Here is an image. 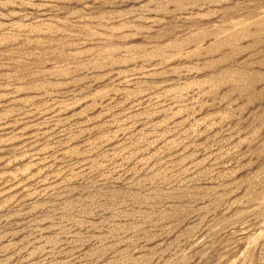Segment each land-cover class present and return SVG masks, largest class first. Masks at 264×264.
I'll return each mask as SVG.
<instances>
[{
	"label": "rangeland",
	"instance_id": "1",
	"mask_svg": "<svg viewBox=\"0 0 264 264\" xmlns=\"http://www.w3.org/2000/svg\"><path fill=\"white\" fill-rule=\"evenodd\" d=\"M0 264H264V0H0Z\"/></svg>",
	"mask_w": 264,
	"mask_h": 264
}]
</instances>
